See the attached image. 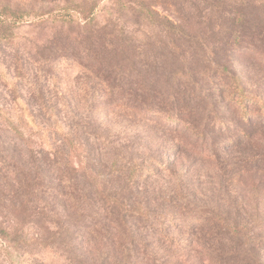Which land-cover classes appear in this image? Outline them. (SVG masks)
Here are the masks:
<instances>
[{
	"label": "rangeland",
	"instance_id": "obj_1",
	"mask_svg": "<svg viewBox=\"0 0 264 264\" xmlns=\"http://www.w3.org/2000/svg\"><path fill=\"white\" fill-rule=\"evenodd\" d=\"M78 4L84 8L81 12ZM144 5L180 24L185 32L182 37L175 35L172 43L154 45L149 39L153 52H147L155 66L149 80L160 94L158 101L135 112L112 105L105 117L96 111L92 81L77 67H62L61 56L70 38L88 33L83 17L89 11L108 30L112 17L116 28L126 33L121 32L122 37L133 35L130 31L141 36L160 33L143 25ZM64 7L76 10L77 24L64 22ZM232 30L240 35V47L232 43ZM263 58L264 0H0V264L103 263L102 241L109 244L108 237H97L98 244L92 240L87 254L85 224H97L100 233L108 234L114 226H109L94 200L65 202L54 174L70 156L77 160L62 136L74 126L85 136V144L92 143L90 161L109 172V192L132 195L157 215L176 214L184 203L172 198V186L180 177L186 182L185 202L197 211H212L213 217L228 215L241 226L234 257H216V263L264 264V119L255 117L250 141L230 149L234 157L253 152L257 163L256 181L237 184L230 179L228 166L220 168L227 155L225 143H218L223 134L218 132L222 126L218 121L231 126L239 118L232 112L227 88L215 75L224 68L241 77L249 93L264 97ZM149 106L153 112H147ZM182 106L191 112L174 132L164 121L176 117ZM94 112L98 118L104 116L106 124L89 127L86 122ZM188 120L205 135L182 133L188 123L181 122ZM19 132L25 137L19 138ZM164 159H174L173 173L160 169L157 162ZM129 160H141L149 170L133 194L115 174ZM83 182L90 185L89 177L82 176L78 184L83 187ZM62 206L67 212L54 214ZM189 216L181 218L180 231L169 226V233L178 236L181 244L191 241L192 229L198 238L206 236L204 224L183 229L190 224ZM135 232L133 243L125 246L127 251L135 250L134 243L142 246L132 252V264H208L210 255L201 250L190 251L185 244L177 247L165 238L158 241V228L142 225ZM116 242V246L122 243ZM96 247L100 251H93Z\"/></svg>",
	"mask_w": 264,
	"mask_h": 264
},
{
	"label": "trees",
	"instance_id": "obj_2",
	"mask_svg": "<svg viewBox=\"0 0 264 264\" xmlns=\"http://www.w3.org/2000/svg\"><path fill=\"white\" fill-rule=\"evenodd\" d=\"M78 5L80 6L77 8L78 12H81V9L84 10L80 4ZM67 9L69 8L64 7V22L67 25H73L76 19H78L75 17L76 14H73L76 10L69 9V12ZM140 11L143 12V25L154 30L159 29L160 33H149L148 35L142 32L141 36L137 35V31H130L129 33H133V35L127 34L122 37L123 35H120V33H124V30L121 31L116 28L112 17L109 19L110 28L108 30L106 29V25L102 26L103 23L100 22L98 16L89 11L83 17V20H85L83 27L85 26V32L88 33H86V36L77 35L70 38L65 45V52L61 56L62 67H77L84 77L92 81L90 91H92L97 100L96 111L100 115L104 113L105 117L109 115V109L112 105L116 109L122 108L135 112L138 108H145L147 104L158 101L160 94L157 88L154 87L153 82L149 80L150 69L155 67L147 52H153V45H149L151 43L149 39L153 41L154 45L161 44L164 40L171 41L172 43L175 35L182 37L183 32H185V30L181 29L180 24L173 22L168 17L159 15L151 7L144 5L140 8ZM135 32L136 34H134ZM231 34L230 38L233 37L232 43L236 47H240V35H236L234 30L231 31ZM262 62H264V58ZM215 75L220 79L219 83L227 88L230 95L229 103L232 107V112L236 113L239 118L231 126L230 122L224 120L218 121V124L222 125L218 129V132H223L222 140L218 143H225L223 148L224 154L227 155L226 159L221 162L220 168H225V165L228 166V172L231 174L230 179L234 182L236 181L237 184L256 181L255 177H257L258 168L256 166L255 154L251 151H248V153L245 151L246 153H243L241 157H234L230 149L238 148L243 141H250L252 138L253 133L250 128L256 120L255 117L264 119V97L249 93L242 78L236 74H230L228 70L224 72V68L217 70ZM116 105L119 106L117 107ZM146 110L147 112L154 111L152 106L147 107ZM169 110H173V108ZM190 112L186 107L182 106L178 109L176 117H167L164 122L170 130L174 132L179 131V121ZM93 115V117H90V122H86L89 127L92 128L95 123L101 124L100 122H102V125L106 124L104 116H99L98 118L96 112ZM95 117L98 118L97 122ZM162 120L160 118V121ZM181 123H188L186 127L180 130L182 133L190 130V132L196 133L198 136L202 137L205 135L202 130H198L189 120ZM74 127H72V130L63 131L62 136L64 143L77 160L74 162V158H71L73 156H70L68 162L63 167L54 170V174H57L61 184L58 192H62L63 200L69 203L78 200L79 203L94 200L96 205H100L103 208L104 213L102 215L105 216L109 226L113 225L115 228L109 234L107 232L100 233L97 224H85L83 240L85 241V251L87 254H91L90 245L93 243L92 240L98 244L97 237H108L109 244L102 241L104 251L102 250L103 253L100 254V257L103 259L101 261L103 263L101 264H109L110 261L113 264H132V252L141 249L140 247L142 246H137L134 243L135 250L127 251L129 248L125 247L126 243H133V240L136 238V229H139L142 225H149L150 228L159 229L158 241H160V238H165L170 243L177 245V247L185 244L190 251L201 250L210 255L208 264H219L215 261L216 257L226 255L234 257L235 242L237 240L235 236L238 234L241 226L233 223L231 217L220 214L213 217L212 211L199 209L197 211L196 207H192L191 202H185L186 194L183 190H185L184 185L186 182L180 177L176 181L173 180V185L176 182V186H172V198L178 197L184 203L181 206L180 213L176 212V214L161 213L157 215L148 204L140 200H134L132 195L127 198V196L115 195L114 191L109 192L106 186V182L110 176L109 172L106 173L99 169L98 162L90 161L88 150L92 147V143L85 144V136L80 133L78 134L77 128ZM19 135L20 137L17 136L19 138L25 137L22 133ZM96 137L97 134L94 133V138ZM22 144L31 147L26 140H23ZM202 154L207 158L206 155L208 153L202 152ZM216 155L218 158L222 157L219 152ZM165 159L162 163L157 162V164L160 165V169L163 168V173H173L175 170L174 159L167 161ZM220 170L222 171L223 169ZM148 173V168L141 163V160H129L125 164L123 163L122 168L115 174H118L119 178H123L125 189L130 190L133 194V192L139 190L141 183L146 179ZM82 176L89 177L90 185L87 186L86 183L85 186V182H83V187H81L78 184ZM66 212V208L62 206L54 214L57 213V215L61 216ZM188 215H191L189 218L192 217L187 220L190 224L184 225L183 229L185 231L191 230L193 225L204 224L206 236L205 238H198L195 230L192 229L189 232L191 241H184V244H181L182 242H180L178 236H173L174 234L171 235L169 233V226H174L176 231H180L179 222L182 219H188ZM184 222L186 223V220ZM114 240L122 243L120 246H116L117 242ZM144 242H142L143 250L146 251L149 249L147 239ZM97 250L100 251L97 247L93 251L97 252ZM138 255L137 253L136 256Z\"/></svg>",
	"mask_w": 264,
	"mask_h": 264
}]
</instances>
